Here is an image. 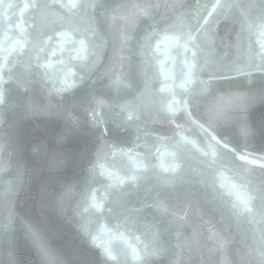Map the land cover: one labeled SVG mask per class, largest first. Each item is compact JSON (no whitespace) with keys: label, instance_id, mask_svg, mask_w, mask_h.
<instances>
[{"label":"snow or ice","instance_id":"6c2138e0","mask_svg":"<svg viewBox=\"0 0 264 264\" xmlns=\"http://www.w3.org/2000/svg\"><path fill=\"white\" fill-rule=\"evenodd\" d=\"M0 264H264V0H0Z\"/></svg>","mask_w":264,"mask_h":264}]
</instances>
